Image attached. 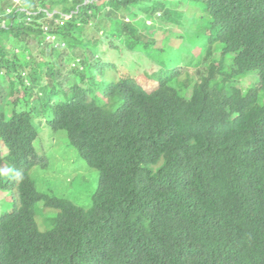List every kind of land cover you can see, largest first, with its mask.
<instances>
[{"label": "trees", "instance_id": "1", "mask_svg": "<svg viewBox=\"0 0 264 264\" xmlns=\"http://www.w3.org/2000/svg\"><path fill=\"white\" fill-rule=\"evenodd\" d=\"M12 1L0 188L17 205L0 215V264H264V0ZM24 38L46 47L10 53ZM43 119L99 170L89 207L32 177ZM41 201L58 210L47 230Z\"/></svg>", "mask_w": 264, "mask_h": 264}, {"label": "rangeland", "instance_id": "2", "mask_svg": "<svg viewBox=\"0 0 264 264\" xmlns=\"http://www.w3.org/2000/svg\"><path fill=\"white\" fill-rule=\"evenodd\" d=\"M12 3H15L14 0ZM182 6L187 10V15L190 16L191 10L189 9L192 7V3L185 1L182 3ZM156 25L162 28L165 25L163 18L157 20ZM88 30L89 34L93 35V28L91 26ZM30 47L31 50L36 51L38 49L41 52V49L46 46H44V42L42 45H38L36 40L31 38H24L11 44L8 41V50L10 53L21 54L23 51L30 49ZM34 54L40 59L39 62L45 61L46 57H42L36 53ZM213 56L220 58L218 51H215ZM226 59V65L229 69L230 59ZM190 73L192 74V78H197L196 70L191 69ZM257 76V74L249 73L235 83L238 86L245 87L246 85L255 83L258 79ZM37 123L40 126L41 134L36 141V147L41 161L31 166L30 173L37 181L38 188L42 192L67 197L76 205L89 207L93 202L94 193L98 186L99 170L91 167L79 155L77 148L69 143L64 130L53 131L47 125L46 119L38 121ZM3 177H10V173L4 174ZM16 205L17 189L0 188V215L9 210H13ZM57 214L58 210L56 208L45 207L43 201L38 203L36 220L40 229L47 230L52 228L54 226L53 218Z\"/></svg>", "mask_w": 264, "mask_h": 264}, {"label": "clouds", "instance_id": "3", "mask_svg": "<svg viewBox=\"0 0 264 264\" xmlns=\"http://www.w3.org/2000/svg\"><path fill=\"white\" fill-rule=\"evenodd\" d=\"M14 2H15L14 5L17 6V5H21L22 0H14ZM18 9H19V10H23V11L25 10V8H24L22 5H21V7H19ZM49 15L52 16L51 13H50ZM148 22L151 23L152 21L149 20ZM47 40L50 41L51 43H54V44L57 45V46H59V45H64V44H61V42L58 41V40L56 39V37L53 36V35H51V34L48 35ZM25 77H26V76H25Z\"/></svg>", "mask_w": 264, "mask_h": 264}]
</instances>
